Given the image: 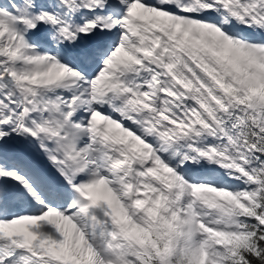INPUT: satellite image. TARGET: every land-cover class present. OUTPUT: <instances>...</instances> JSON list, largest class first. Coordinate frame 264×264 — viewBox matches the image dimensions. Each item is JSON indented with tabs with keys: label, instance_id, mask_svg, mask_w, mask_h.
<instances>
[{
	"label": "snow or ice",
	"instance_id": "6c2138e0",
	"mask_svg": "<svg viewBox=\"0 0 264 264\" xmlns=\"http://www.w3.org/2000/svg\"><path fill=\"white\" fill-rule=\"evenodd\" d=\"M0 264H264V0H0Z\"/></svg>",
	"mask_w": 264,
	"mask_h": 264
}]
</instances>
